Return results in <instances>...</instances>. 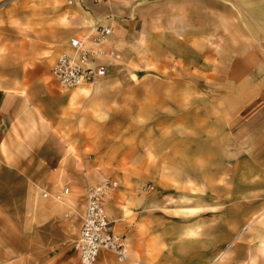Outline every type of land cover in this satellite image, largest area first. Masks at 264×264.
Returning <instances> with one entry per match:
<instances>
[{
	"label": "rangeland",
	"instance_id": "rangeland-1",
	"mask_svg": "<svg viewBox=\"0 0 264 264\" xmlns=\"http://www.w3.org/2000/svg\"><path fill=\"white\" fill-rule=\"evenodd\" d=\"M109 5L110 0H77L71 5L63 0H0V55L6 44L12 49L13 66L22 62L24 68L36 67L44 81L54 84L49 67L66 40V12L71 33H75L88 25L86 17L90 19L93 6H103L94 13L105 15L100 21L110 25L120 53L103 84L85 86L88 95L78 94L77 88L65 90L66 116H71L72 127L66 137L62 129L55 128L60 136L45 145L40 156L30 151L24 167L0 170V264H53L51 256L59 254L70 264H78L69 242L80 221L81 198L43 199L38 191L44 169L37 167V160L50 159L58 152L59 138L66 139L72 159L92 163L100 180L110 178L119 186L124 178L127 187L133 185L142 195L157 192L161 199L164 196L165 208L152 209L147 215L136 213L126 222L125 218L110 220L113 232L125 238L123 264H264V196H241L240 187L249 185L224 177L228 159L222 151H209L200 142L197 156L189 150L179 151L175 144L174 134L181 128L175 115L183 116L182 122L189 125L191 109L196 108L191 103L194 89L174 87V80L191 79V72L175 61L185 62L191 56L190 40H180V36H191V24L185 21L192 9L185 5L176 18L178 23L159 25L142 23L141 14L117 16ZM203 10L199 9L200 19ZM47 22L54 33L49 40L41 38V31L32 30ZM206 33V27L199 29V35ZM201 41L206 47L207 41ZM199 91L206 95L207 88L199 87ZM203 94L200 116L206 107ZM79 114H86V126L74 119ZM160 126L161 142L156 137L150 145L149 133L154 139ZM160 147L166 150L160 153ZM91 175L86 174L88 182ZM30 195L37 199L38 225L34 224L37 218L25 209V198ZM55 264L61 263L56 260Z\"/></svg>",
	"mask_w": 264,
	"mask_h": 264
},
{
	"label": "crops",
	"instance_id": "crops-1",
	"mask_svg": "<svg viewBox=\"0 0 264 264\" xmlns=\"http://www.w3.org/2000/svg\"><path fill=\"white\" fill-rule=\"evenodd\" d=\"M185 5L192 9L190 19L184 20L191 24V36H180V40H190L191 56L185 62L181 59L175 63L190 71L191 79L174 80V87L194 89L192 93L196 96L191 98V103L192 106L196 103V108L191 109L189 125L188 122H182L183 116L175 115L174 120L181 126L174 134L175 144L179 151L189 150L192 155L197 156L200 142L205 143L209 151H222L228 159L224 164V177L233 178L239 185H249L245 186L246 188L240 187L241 196L244 198L259 199L264 196V0H110L109 8L111 13L117 16L131 18V14L133 17L141 14L142 23L161 25L178 23L176 18L181 16ZM100 8L103 6H93L90 19L86 17L88 25H82L75 33H71L70 19L67 18L66 12V40L59 51L65 48L69 37L84 32L90 24L104 19V14L94 13ZM156 8H159V11L152 10ZM202 8L203 19H200L199 9ZM136 20L134 22L139 23L140 19ZM204 27L207 29L206 36L199 35V29ZM32 30L37 33L41 31V38L46 40L54 34L53 26L48 22L40 28L32 27ZM159 38H173L178 41L174 37ZM201 40L207 41L206 47ZM112 41L118 53L116 58L119 60L120 53L115 41ZM145 46L150 49L149 44ZM11 50L5 44L0 55V170L24 167V157L30 151L40 156L45 145L55 136H60L55 128L62 129L65 137L66 132L72 128L71 116H66V91L59 89L54 80L53 84L39 78L36 67L24 68L22 62L13 66ZM15 52L21 55L22 51L16 49ZM117 60L115 59L116 62ZM110 72L112 66L108 67L106 76ZM199 74H202L201 81ZM103 78L97 79L89 86H100L105 82ZM199 87L207 88L206 95L202 93L206 107L204 115L201 116L198 112L202 95ZM77 89L78 94L88 95L87 87ZM74 119H79V124L84 126L88 120L86 114H79ZM157 128L158 134L153 135L154 139L149 133L150 145L156 137L161 142V126ZM59 140L61 146L58 152L49 156L50 159L37 160V167L44 169L39 178L43 183L38 185V191L40 186L46 183L49 197L54 198L53 194L60 193L63 187L65 193L61 194L60 198L66 196V200L70 201L80 197L82 203L79 212L82 213L85 187L88 183H98L102 177L93 172L92 163L85 160L81 163L72 159L67 152L66 139ZM165 150L163 147L158 148L160 153ZM88 173L92 174L89 182L86 177ZM122 181L121 185L117 184L103 197V207L109 220L116 222L119 218H125L126 222L136 213L147 215L146 212L152 209L166 207L161 203L164 196L161 199L159 193L145 196L133 185L127 187L124 178ZM25 200L27 203L24 205L28 207L25 209H29V215L37 218L34 224L38 225L41 221L38 222L37 199L30 195ZM49 205L46 201V207ZM125 222L121 225H126ZM113 257L111 254L100 252L93 264H123V261H117ZM51 260L53 264L56 260L57 263L70 264L68 259L60 254L51 256Z\"/></svg>",
	"mask_w": 264,
	"mask_h": 264
},
{
	"label": "built area",
	"instance_id": "built-area-1",
	"mask_svg": "<svg viewBox=\"0 0 264 264\" xmlns=\"http://www.w3.org/2000/svg\"><path fill=\"white\" fill-rule=\"evenodd\" d=\"M66 5L77 0H63ZM102 2L105 0H92ZM117 57L112 41V29L106 22L90 24L87 29L68 38L64 49L54 57L50 76L61 90L75 89L92 84L106 76L107 69ZM117 186L110 178H103L96 184H88L84 190V206L75 236L69 248L75 253L78 264H93L100 252H110L117 261L127 258L123 238L111 228V221L103 207V197ZM47 184L39 188L42 198L49 197ZM146 190L151 187L147 185ZM65 193L53 194L55 199Z\"/></svg>",
	"mask_w": 264,
	"mask_h": 264
}]
</instances>
